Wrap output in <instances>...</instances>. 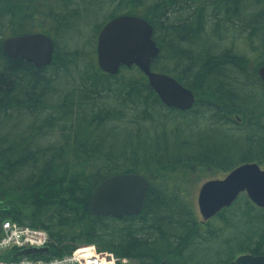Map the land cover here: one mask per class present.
<instances>
[{"label":"trees","instance_id":"1","mask_svg":"<svg viewBox=\"0 0 264 264\" xmlns=\"http://www.w3.org/2000/svg\"><path fill=\"white\" fill-rule=\"evenodd\" d=\"M122 15L151 24L152 70L195 93L191 111L165 107L136 67L99 69L98 35ZM34 33L54 41L48 67L1 48ZM263 65L264 0H0V237L13 221L45 231L50 257L95 246L116 264L264 255V210L245 194L205 224L191 198L204 174L264 169ZM119 174L149 181L143 212L92 216L97 187Z\"/></svg>","mask_w":264,"mask_h":264},{"label":"water","instance_id":"2","mask_svg":"<svg viewBox=\"0 0 264 264\" xmlns=\"http://www.w3.org/2000/svg\"><path fill=\"white\" fill-rule=\"evenodd\" d=\"M153 36V27L141 17L122 15L113 18L104 25L97 38L99 69L107 75L117 76L122 68L136 67L165 107L181 112L191 111L196 103L195 93L175 78L152 70V62L160 54ZM1 48L12 60L22 59L38 69L50 66L55 53L54 41L45 33L7 38ZM258 75L264 82V65L258 69ZM149 189V181L139 174L110 177L94 192L90 203L91 215L116 219L139 216ZM242 194L264 210V169L259 164H243L224 179L211 180L201 186L197 204L203 223L232 207ZM49 252V247L29 248L15 257L39 256ZM234 264H264V255L243 254Z\"/></svg>","mask_w":264,"mask_h":264},{"label":"built area","instance_id":"3","mask_svg":"<svg viewBox=\"0 0 264 264\" xmlns=\"http://www.w3.org/2000/svg\"><path fill=\"white\" fill-rule=\"evenodd\" d=\"M45 246H48V236L45 232L21 227L16 223L7 221L2 225L0 264H115L112 256L99 254L95 247L80 248L64 257L6 260L16 251L29 247Z\"/></svg>","mask_w":264,"mask_h":264},{"label":"rangeland","instance_id":"4","mask_svg":"<svg viewBox=\"0 0 264 264\" xmlns=\"http://www.w3.org/2000/svg\"><path fill=\"white\" fill-rule=\"evenodd\" d=\"M97 43V42H96ZM80 45L82 46V43H80ZM227 175H224V176H220L218 177L217 175H211V174H204L200 177L197 178V180L194 181L193 183V190H192V194H191V198L193 199V205H194V208L196 210V213L199 217V221L200 222H203L202 220V217L200 216V213H199V209H198V204H197V199H198V194H199V190L201 188V186L208 182V181H211V180H219V179H224ZM201 180V181H200ZM199 181V182H198ZM176 260H173L172 262H169V264H173L175 263ZM127 264H130V263H127Z\"/></svg>","mask_w":264,"mask_h":264}]
</instances>
